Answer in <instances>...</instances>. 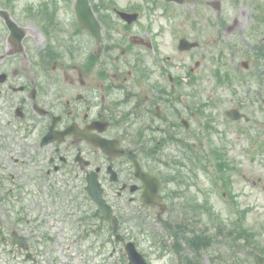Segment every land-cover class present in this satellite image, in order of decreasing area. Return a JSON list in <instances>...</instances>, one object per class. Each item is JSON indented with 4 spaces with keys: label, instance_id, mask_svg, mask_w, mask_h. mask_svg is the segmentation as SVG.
<instances>
[{
    "label": "flooded vegetation",
    "instance_id": "1",
    "mask_svg": "<svg viewBox=\"0 0 264 264\" xmlns=\"http://www.w3.org/2000/svg\"><path fill=\"white\" fill-rule=\"evenodd\" d=\"M74 2L54 0L52 8L36 2L32 12L18 9L19 17L12 20L24 32V50H18L6 20L0 19V160L7 165L2 172L21 200L26 196L36 202L47 187L50 233L86 234L101 227L93 215L103 219L89 193L97 183L124 229L146 223L159 209L145 204L152 177L167 206L182 200L178 180L194 158L189 139L198 115L190 108L191 94L184 93L187 86L166 61L143 56L135 62L140 54L126 48L116 53L115 34L125 30L132 33L131 42L145 43L136 39L139 28L107 21L104 32L109 30L115 45L90 50L88 34L70 18ZM50 9L55 19H50ZM156 23L151 19L152 26ZM33 42L45 53L42 66L24 65V57L30 58L27 45ZM50 42L71 47L63 62L53 59L52 66ZM118 56L117 65L106 60ZM128 56L131 60L125 61ZM77 59L82 64L65 62ZM49 133L50 144L42 146ZM87 138L112 141L109 153ZM169 139L187 145L169 147ZM36 184L39 190H33Z\"/></svg>",
    "mask_w": 264,
    "mask_h": 264
},
{
    "label": "rangeland",
    "instance_id": "2",
    "mask_svg": "<svg viewBox=\"0 0 264 264\" xmlns=\"http://www.w3.org/2000/svg\"><path fill=\"white\" fill-rule=\"evenodd\" d=\"M120 1H122V4L137 3L136 0ZM207 1H219L222 4V9L218 15L215 14L216 12L212 7L206 6L204 3L198 5L191 3L180 8L181 21H187L185 24L193 26L188 19H193L194 17L196 24L203 22L202 25H204L205 30L208 28L206 20L214 25L211 31L209 29L200 36V40L203 41L202 48L191 53L194 55L195 60L201 62L202 69L199 70V75L210 78L205 81L207 83L200 84V88L197 89L198 95L201 103H204L207 99V94H213L212 97L210 96V99L215 101V105L213 101L207 103L208 108L214 107L209 110L208 114H211V112L216 114V121H220L222 124V126L219 125L222 135L212 139V142L214 145L225 147L228 157L231 160L234 158L237 163L238 170L235 172L234 191L235 194L237 193L238 199L240 196V206L244 209H249L246 226L250 228L249 230L252 231L253 235H256L255 243L259 245L257 253L264 255V145H260L264 144V58L262 57L260 59L257 57L256 47L247 39L249 29L253 25L255 17L257 15H264V11L261 13L259 9L260 5H254L261 0ZM143 18H147V16ZM151 18H161L160 10L156 11ZM235 21H238L239 28L231 30L229 34H226L225 24L232 25ZM144 22L145 20L142 21V24ZM198 28L202 29V27ZM183 29L187 32L186 26H183ZM169 33H166L167 36L165 38V55L174 58L177 57L181 65L185 66L190 56L185 53L178 54L175 52V39ZM261 39L264 41V36ZM52 53V43L50 42V54ZM201 56H203V59L200 60ZM243 60L250 63L248 72H244L240 67V62ZM220 66L224 73L226 72L230 75L232 85L228 88L225 87L218 90L215 80L213 78L211 79L210 76H212L211 71H215ZM188 67L190 68V63H188ZM181 69L183 70V68ZM260 71L262 72L260 73ZM217 98L220 99L219 102H217ZM223 102H225L224 105L219 104ZM234 106L240 107L243 113L250 118L249 123L236 126L224 118V112ZM219 126L217 125L216 127L219 128ZM240 129H244L246 134H241ZM200 144L199 151L202 149V152L207 153L208 143H204L201 140ZM260 147L263 148L262 151H260ZM240 170L242 171L240 172ZM198 191L201 196H203L204 191H211L208 177L204 173L199 174ZM214 195V197L211 195V205L226 220H229L230 215L226 212L218 193ZM45 208L47 210V206ZM218 226L216 224L217 228ZM236 226L234 222L231 226L222 224L220 227L225 230L224 234L226 235L233 232L235 228L240 229ZM153 231L158 234L162 233L160 227H154L152 229ZM46 235L48 236V241L45 237L43 238V235H37L35 237L38 242L37 251H35L37 252V264H54L57 258L59 259L57 264H69L67 263L69 261L68 253L72 251L65 252L63 248L68 243L62 240L61 236L55 235L57 238L52 237L55 242L51 246L50 232ZM135 236L138 235L135 234ZM70 245L74 244L70 242ZM93 245L98 246L94 239L84 241L82 250H86L85 255L80 256V249H78L76 259L74 258L70 264H83L85 261L83 259L88 254H91L89 248H92ZM142 246L146 253L160 252L152 246L149 234L145 241H143ZM73 247L76 248V245ZM221 247H224V245L222 244ZM8 248L12 249L10 247ZM0 250H2L0 264H10L5 263V260H9L11 257L6 254V252L8 253L7 250L4 252L1 244ZM154 256L151 255V260H154L153 264H170L169 260L171 259L174 262L173 264H178L172 256L162 260H157ZM90 264H100V262Z\"/></svg>",
    "mask_w": 264,
    "mask_h": 264
},
{
    "label": "water",
    "instance_id": "3",
    "mask_svg": "<svg viewBox=\"0 0 264 264\" xmlns=\"http://www.w3.org/2000/svg\"><path fill=\"white\" fill-rule=\"evenodd\" d=\"M136 264H137V262H136Z\"/></svg>",
    "mask_w": 264,
    "mask_h": 264
}]
</instances>
